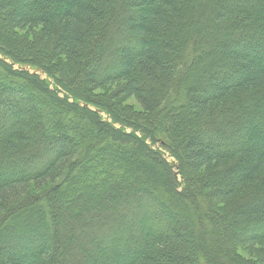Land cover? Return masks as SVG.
<instances>
[{
	"label": "trees",
	"instance_id": "16d2710c",
	"mask_svg": "<svg viewBox=\"0 0 264 264\" xmlns=\"http://www.w3.org/2000/svg\"><path fill=\"white\" fill-rule=\"evenodd\" d=\"M261 1L0 0V264L264 256Z\"/></svg>",
	"mask_w": 264,
	"mask_h": 264
},
{
	"label": "rangeland",
	"instance_id": "374dc122",
	"mask_svg": "<svg viewBox=\"0 0 264 264\" xmlns=\"http://www.w3.org/2000/svg\"><path fill=\"white\" fill-rule=\"evenodd\" d=\"M255 1H257V0H255ZM263 2H264V0H262ZM261 1V2H262ZM250 4H253V3H251L250 2ZM34 6V10H36V5H33ZM33 9H30L29 8V10H33ZM240 32L237 30L236 32H234V35H237V34H239ZM241 36L242 35H245V34H240ZM245 38H247V37H245ZM245 54V53H244ZM217 56H218V54H216ZM215 55V56H216ZM247 55V54H246ZM24 70H27L28 72H30V73H32V70L30 71V69H29V66H26L25 67V69ZM205 70H206V68L205 69H203V72H205ZM38 73V72H37ZM202 74V73H201ZM202 76H204V73L202 74ZM42 78H44V76L42 77ZM203 79H205V78H203ZM190 80H187L186 79V83L187 82H189ZM181 87V86H180ZM111 90V89H110ZM98 93H101V92H109L108 91V89H107V87H105V88H102V89H99L98 91H97ZM240 96H243V95H240ZM235 99V98H234ZM241 99H244V96L243 97H241ZM126 103L127 104H130V105H133V103H134V99L133 98H131V99H128V100H126ZM21 105H23L22 106V108L20 107V110H23V111H21V112H17L16 114H15V117L16 118H23L24 116V114H23V112L25 113V119H28L27 121H29V106L28 105H26L25 103H20ZM10 108H11V106H9ZM15 107V105H13V108ZM139 107V106H138ZM16 109H18V108H16ZM28 110V111H27ZM241 110V109H240ZM241 112V111H240ZM33 114V113H32ZM102 115V117L103 118H106V116L104 115V114H101ZM156 120V122H157V119H155ZM186 124L187 123H183V126H186ZM7 126V125H6ZM2 131V129L0 128V132ZM34 131V130H33ZM33 131H31V132H33ZM127 131H129V130H127ZM223 133V135H225L226 133L225 132H222ZM1 134V133H0ZM250 134V133H249ZM32 135L33 136H36V137H38V134H37V130L35 131V132H33L32 133ZM2 135H0V137H1ZM251 136H253V135H251ZM217 141V140H216ZM155 150H157V151H160V152H162L161 154H163V156L167 159V161L168 162H170L171 164H172V166L174 167V171L175 172H177V170H176V166H175V161L173 162V160L164 152V151H162V149L161 148H158L159 146L158 145H154V146H152ZM136 173H139V172H136ZM142 178H144V179H146V180H148V181H150L149 179V176L145 173V175L144 176H142ZM178 179H179V177H178ZM149 183V182H148ZM151 184L153 183V182H150ZM149 183V184H150ZM154 184V183H153ZM158 189H160V188H158ZM74 197H76V195L75 196H73V198ZM76 200V199H75ZM75 200H71L68 204H66V205H64V206H68V205H71L72 206V204H73V202L75 201ZM78 200H82V202L84 201V199L83 198H80V199H78ZM85 202V201H84ZM173 204V203H172ZM205 204L207 205V207L209 208V206H208V204H207V202H205ZM176 206H175V204H173V208H175ZM82 209L83 208H81V207H78V209L77 210H79L80 211V213H81V211H82ZM180 210V209H179ZM191 210H193V208H190L189 209V211H188V213L191 211ZM184 210H181V211H179V213H181V214H183V215H185L184 214ZM76 213V212H75ZM61 214L63 215V216H70L71 215V211H67V210H63L62 212H61ZM85 214V212H83L82 211V213H81V215H84ZM207 214H210V213H208V212H206L205 211V209H203L202 211H201V214L199 215L198 213H197V215H196V213H195V215H194V217H195V219L193 218L192 219V221H191V225H192V227L194 228V230L196 229L197 231H202V228H203V226H205V224H208V226H206V228H210V226H211V224L210 223H208L207 222ZM204 225H203V224ZM64 224H67V225H65V226H62V225H64ZM64 224H62V225H58V228H61L62 227V229L60 230V233H61V243H62V241L63 242H65V244H70V239H73V238H71V236L70 235H72V234H68L67 233V236H64L63 235V231H67V232H70V231H74V228H72V226H71V224H69V223H64ZM73 225V224H72ZM24 229H26L25 227L24 228H20V225H19V227H17L15 230L17 231V232H19V231H23ZM208 230V229H207ZM15 231V232H16ZM202 233V232H201ZM64 236V237H63ZM63 237V238H62ZM48 238V237H47ZM46 238V239H47ZM49 238L50 239H48V240H53V239H56L57 238V235L56 234H54V233H49ZM54 242V241H53ZM216 243V242H215ZM215 243H213V244H211L213 247L215 246ZM57 244V243H56ZM65 244H63V247L61 248V249H63L64 247H65ZM59 245H60V243H59ZM56 248V247H55ZM58 250V249H57ZM56 254H59V251L58 252H56ZM237 254L239 255V258H245L246 260H248V261H251L252 263H254V264H264V256H263V251H262V249H261V247L260 246H255V247H252V246H250L249 244H244V245H242V246H239L238 247V249H237ZM13 254H5V253H3L2 251L0 252V259L2 260V261H5V259L6 258H11V256H12ZM16 254H14V256H15ZM13 256V257H14Z\"/></svg>",
	"mask_w": 264,
	"mask_h": 264
}]
</instances>
